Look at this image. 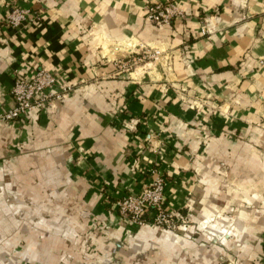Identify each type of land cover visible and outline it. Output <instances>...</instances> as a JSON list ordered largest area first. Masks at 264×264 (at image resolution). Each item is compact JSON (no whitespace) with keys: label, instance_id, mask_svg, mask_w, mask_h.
Wrapping results in <instances>:
<instances>
[{"label":"crops","instance_id":"0c3cea01","mask_svg":"<svg viewBox=\"0 0 264 264\" xmlns=\"http://www.w3.org/2000/svg\"><path fill=\"white\" fill-rule=\"evenodd\" d=\"M152 1L0 0V109L14 69L74 83L56 108L0 125V264H218L215 236L113 208L153 166L167 209L219 232L234 221L218 233L228 254L264 264V0H175L184 16L162 26ZM14 5L31 10L19 27ZM147 44L169 51L167 69L122 67Z\"/></svg>","mask_w":264,"mask_h":264},{"label":"built area","instance_id":"2783aa9c","mask_svg":"<svg viewBox=\"0 0 264 264\" xmlns=\"http://www.w3.org/2000/svg\"><path fill=\"white\" fill-rule=\"evenodd\" d=\"M30 13V8L14 5L8 11L5 20L8 24L19 27ZM183 16L184 9L175 0H154L146 6V19L156 26L169 24L173 18ZM200 30L202 34H206L210 29L204 25ZM141 51V55H135V51L132 50L128 51L131 55L124 60L122 67L127 70L135 69L137 63L143 61V65L148 64L151 68V60L147 59H152L164 70L170 64V54L166 49L147 44L143 45ZM258 63L263 64L264 57H260ZM13 72L15 78L10 92L14 103L6 109H0V125L29 111L56 108L58 103L74 89V83L63 81L55 72L45 68H38L30 74H22L17 69ZM151 173L150 181L140 191L122 193L115 199L113 208L136 225L152 223L170 227L173 225V216L179 218L177 216L179 213L164 206L165 178L162 170L158 166H153ZM147 211L150 213L145 216Z\"/></svg>","mask_w":264,"mask_h":264},{"label":"rangeland","instance_id":"374dc122","mask_svg":"<svg viewBox=\"0 0 264 264\" xmlns=\"http://www.w3.org/2000/svg\"><path fill=\"white\" fill-rule=\"evenodd\" d=\"M147 60H151V62H150L151 67H153V66L158 67V65L155 64L156 62L152 61V59H147ZM142 63H143V61H139L137 63V66L142 65ZM145 66L147 67L148 64H146ZM7 197L11 198L10 201L11 200L13 201L14 198H16L17 196L15 194L11 193ZM47 197H48V195H47ZM28 213H29V216H28ZM178 213H177L178 214L177 216H179V218L173 216V220H172L173 225H171L170 227H167L165 224H160V225L152 224V223H150V224L157 226L159 229L169 230L172 232L189 231V226L192 225L191 226L192 231H195V233L193 232L194 235L195 234L196 235L204 234V235H212L213 237L215 236V241L222 245L223 253L218 258V264H241V263H239V261L236 258H233L228 254V251L230 249L227 247V245L225 243L221 242V236H219V234H218V233H221L222 231L231 233L233 227L235 226V224L233 223L234 221H225L224 224L219 227V229L221 230V232H219V231H215L214 229H211L209 227V225H210L209 221L202 223L201 220H198L196 222H193L194 221L192 219L193 211L190 208H187L185 211H180ZM49 216L50 215H49L48 210H45V211L42 210V213L40 216L42 221H46V219H49ZM32 217H33V210H27V219L32 220ZM31 228H33V225L31 226ZM50 228L51 227H47V228L43 229L42 232H44V234H45V230H46V233L50 232ZM69 260L70 259H67L68 262H69Z\"/></svg>","mask_w":264,"mask_h":264},{"label":"bare ground","instance_id":"6f19581e","mask_svg":"<svg viewBox=\"0 0 264 264\" xmlns=\"http://www.w3.org/2000/svg\"><path fill=\"white\" fill-rule=\"evenodd\" d=\"M128 46V45H127ZM144 226V225H143Z\"/></svg>","mask_w":264,"mask_h":264}]
</instances>
